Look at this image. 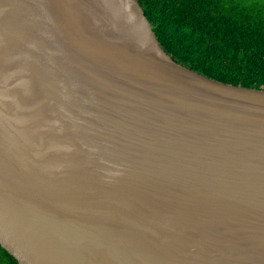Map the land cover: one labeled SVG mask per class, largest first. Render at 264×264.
Returning a JSON list of instances; mask_svg holds the SVG:
<instances>
[{
    "label": "water",
    "instance_id": "1",
    "mask_svg": "<svg viewBox=\"0 0 264 264\" xmlns=\"http://www.w3.org/2000/svg\"><path fill=\"white\" fill-rule=\"evenodd\" d=\"M0 246L264 264V91L174 62L136 0H0Z\"/></svg>",
    "mask_w": 264,
    "mask_h": 264
},
{
    "label": "trees",
    "instance_id": "2",
    "mask_svg": "<svg viewBox=\"0 0 264 264\" xmlns=\"http://www.w3.org/2000/svg\"><path fill=\"white\" fill-rule=\"evenodd\" d=\"M172 60L212 80L264 91V0H136ZM0 264H19L0 246Z\"/></svg>",
    "mask_w": 264,
    "mask_h": 264
}]
</instances>
